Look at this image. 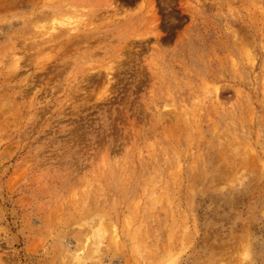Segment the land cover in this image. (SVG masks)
Returning <instances> with one entry per match:
<instances>
[{
  "label": "rangeland",
  "instance_id": "obj_1",
  "mask_svg": "<svg viewBox=\"0 0 264 264\" xmlns=\"http://www.w3.org/2000/svg\"><path fill=\"white\" fill-rule=\"evenodd\" d=\"M0 264H264V0H0Z\"/></svg>",
  "mask_w": 264,
  "mask_h": 264
}]
</instances>
